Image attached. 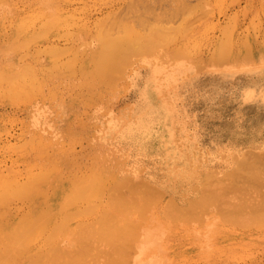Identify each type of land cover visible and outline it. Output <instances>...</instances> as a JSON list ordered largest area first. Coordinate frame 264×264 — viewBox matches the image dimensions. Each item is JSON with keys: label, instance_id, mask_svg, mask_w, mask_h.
Listing matches in <instances>:
<instances>
[{"label": "rangeland", "instance_id": "rangeland-1", "mask_svg": "<svg viewBox=\"0 0 264 264\" xmlns=\"http://www.w3.org/2000/svg\"><path fill=\"white\" fill-rule=\"evenodd\" d=\"M159 28L160 31L161 28L165 29L167 33L165 30L163 32L169 33L172 37L166 38V35L161 34L162 31L158 33L156 30ZM127 30L128 32L133 30L135 34L128 33ZM125 31L130 35L133 34L131 37L140 36L141 39H145V41L142 40L143 42H148L149 40L146 38L153 37L154 41H158L159 44L155 45L151 38L152 46L158 47H152V49L148 47L150 51L152 50L151 52H145L147 49L145 47L142 54L136 49L141 54L138 53L137 57H135L136 51L135 56L129 54L130 61H133L131 65L127 63L129 61L127 53L124 56L125 60L121 59L122 63L127 60V64L121 65H128L129 68L126 66L127 70H124V67L119 64L120 66L117 67L124 70L123 73L121 72L124 75L121 77L116 75L118 80L115 82L114 72L112 75L115 77L108 73L107 77L108 75L112 76L114 82L113 84L110 79L111 84L109 83V85L111 86H108V83L106 85L104 82L106 83L109 77L106 78L107 81L104 75H102V79H99L100 76H97L98 72L95 71L97 67L91 61L93 57L90 56L92 58L89 60L88 54L92 55L98 52L97 50L101 47V36L108 35L111 39L121 38L123 40L126 38L124 37ZM137 33L138 35H136ZM135 38V42L140 40ZM134 40L132 41L134 42ZM138 45L137 43L135 47ZM222 47H224L223 52L220 50ZM246 58H248L247 62L251 59L252 62L247 63ZM116 70L115 67L114 71L116 72ZM117 73H120V70ZM3 74H5L4 77ZM7 74L11 79H4L8 77ZM10 74L13 75V78ZM91 86L92 88H88ZM251 88L256 89L253 92V97L246 94V91L248 94L250 90L253 91ZM260 89L261 92H259ZM263 95L264 0L2 1L0 3V182L19 184L20 181L22 186H27L30 189L34 182L33 179L36 176L38 179L32 184L29 192L30 198L14 194L11 190L16 188L11 189L9 186L4 188L6 194L5 196H3L4 193L2 194L3 200L0 198V214H2L0 221L14 228L17 224L19 226L20 218L21 220L22 217L23 219L28 218L30 210L35 209L38 202L42 204L35 210L37 215L41 207L42 211L47 208L48 201L55 191L60 194L61 200L57 215L51 221L52 227L44 228L43 231H40L41 228L35 229L38 233L44 232L42 235L39 234V238L35 236L40 241L39 243L32 241L34 240L30 236L32 232L29 235L31 238L25 237V242L29 240L33 243L26 242V246H22L24 249L18 246L17 249L16 245L15 248L12 247L13 250L17 249L16 254L12 255L13 260L6 261L8 260L7 256H11L10 254L13 252H10L11 248L9 247L11 246L8 247L10 249L8 250L5 244L11 243L6 242L7 239H0V253L2 249H5L2 250V254L6 250L10 252L9 254L6 251L8 253L6 260L2 261L5 259L4 257L0 261L1 264H5L4 262L7 264H26L27 262L32 264L31 258L26 259L31 256L29 253L40 254L44 251L49 252L50 256V252L54 253V251L47 250V248H51L49 244L52 243L53 247L58 246L57 240L62 239L60 242L64 248L59 246L62 249L67 247L66 251L69 248L72 250H69L70 254L61 250L63 256L59 260L63 261V258L70 255L69 258L75 259L76 262H73L76 264H128L126 262L129 257L131 260L128 261L129 264H173V262L174 264H264V221L261 220L264 219L262 216L264 213L259 212L263 210H258V208L264 207V199L262 195L261 198L258 195L261 192L264 194V181H262L264 177L261 180V175L258 176L259 179L255 174V176L248 175L249 171L243 168V165L241 167L247 172L238 169L241 160L246 159L247 163L248 158L246 157L249 152L255 155V158L252 156L254 159L257 157L258 160V157H261L260 159L264 162ZM149 119L150 121L152 119V128L147 129L145 127ZM31 135L32 137L37 135L38 138L30 139ZM40 137L43 143L37 142ZM29 140H35L33 144L31 143L34 148H30ZM256 153L258 154L256 155ZM37 154L41 157H38ZM249 158L251 157L249 156ZM44 160L46 163L43 162ZM255 161L250 162L254 164ZM103 163L104 165L107 163L106 166ZM251 163L249 164L252 166ZM259 163L261 162L259 161ZM259 163L255 164L259 165ZM93 165L101 166L105 169V173L95 174L91 169ZM262 165L264 163H261L257 168L261 167L263 170ZM46 166L49 170L52 168L50 172H47L49 173L47 177L49 176L48 179L51 178V180H46V183L42 182L44 183L42 184L41 176L43 173L47 174L46 170L48 171ZM253 167L256 169V165ZM30 169H33L32 172ZM239 172L240 174L245 173L243 174L245 177L241 176ZM90 173H93V176ZM246 174L248 178H246ZM87 175H90L87 181L96 178V185L94 182H87L86 186L93 184L94 190L96 187L99 189H96L98 194L94 193V190V194L91 192L92 187L89 191L86 188L90 187L78 188L80 194L79 191H76L78 195L76 198L74 197L76 203H70L72 206H67L63 211L61 209L65 207L63 204L68 205L71 202L68 200L67 203V194L64 197L65 193L71 194L70 190L76 186V182L80 183L83 181V177L84 179L88 177ZM250 176L256 179L253 180ZM129 177L134 178V182L139 179L140 181L144 179L143 181L146 180L150 184L154 182L152 185L155 184L156 188L152 186L149 190L161 189V193L164 192L165 195L160 196L161 193L159 195L155 193L159 190L151 191V194H153L152 192L155 194L153 198L149 193L152 198L149 200L147 190L151 187L150 184L145 186L146 190L143 188L145 183L140 182V184L138 181L135 183L143 186L135 184V189H131L132 181V187H127V189L123 182L129 181L127 180ZM217 179L230 183L233 189L234 187L242 188V186L247 188L244 191L239 189L240 193H236L238 195L243 194L242 192L245 193L244 197L240 196L241 198L236 195L242 202H239L238 198V200L234 199L235 202L237 200L240 203L241 207L243 203L248 204V200L257 198L258 203L253 200L257 204L254 202L250 205L246 204L253 208L249 209L244 206L245 204L243 205L249 210L244 207L237 208L240 206L238 203L236 210L231 208L236 214L237 212L241 214L244 210L246 212L251 210L250 217L247 216L249 218L258 216L257 220L260 219L256 222V218L253 219L254 226L249 227L254 223L251 221L248 223L250 224L248 227H246L247 223L240 222L242 219L234 221L233 217L236 218L238 215L239 218V214L234 215L233 213L232 220L231 215L229 216L232 210L229 211L227 208L225 209L229 211H226L229 218L222 214L221 210L223 209L221 208L226 205L223 206L222 199L219 200L216 196L217 188L214 189V192L212 191L216 194L211 193V195L215 196L214 200L217 197L221 201L219 207L221 210L214 205H218V201H212L209 195V198H205L207 194L204 197V193H210V190L207 191V188L211 186L208 182L211 184L214 182V186ZM17 180L19 181L17 182ZM120 181H123L122 185L125 186L123 191ZM258 181L263 183L260 184ZM100 182H103L104 185ZM111 182L114 183V188L118 183L121 186L120 188L117 186L120 191L116 188L109 190ZM35 185H38L36 187L38 191L33 188ZM98 186L106 187L100 190L101 187ZM261 186H263V190ZM137 187L139 188L137 189ZM225 187L224 185L223 188ZM233 189L229 187V190L233 191ZM144 190L146 191L144 195L148 197V200L143 196ZM247 190H252L253 195H248ZM117 191L137 201L132 200L134 202L132 207L126 204L130 206L128 209L122 205L124 210L122 207H117L118 209L115 207L114 210V206L109 201ZM223 192L225 194V191ZM227 193L231 197V191ZM129 194L130 196H128ZM255 194L257 197H251ZM122 195L120 196L124 199L125 195ZM155 195L160 197L156 198ZM220 195L222 196L223 193L221 192ZM223 197L225 196L223 195ZM243 198L248 200L244 199L245 202ZM153 199L156 200L152 202ZM196 199L200 204L203 203V206L198 203L199 209L193 206ZM190 200L193 201L192 205ZM229 200L233 201V199ZM128 201L130 200L128 199ZM170 201L174 202L173 206L175 208L178 206L179 210L190 205L193 210L189 209V213L181 210L180 212L172 211L173 207ZM262 203L263 205H261ZM234 204L236 205V203ZM179 206L184 207L180 208ZM194 207L197 210H194ZM105 208H110L111 212L113 210L112 213L118 217L116 222L112 221L114 224L119 221L118 225L129 224V222L138 223L136 228L140 225L138 230L133 228L135 232L140 230L142 233L139 237L141 243L139 244L140 241L137 244L134 242L136 245H140L137 246L138 248L136 247L138 250H134V244L129 242L128 237L133 240V236L131 237L128 233L113 232L111 235L116 236L115 238L110 237L111 231L105 230L107 231L106 235L109 234L108 236L103 235L104 231H100L102 235H99L101 226L96 222L101 220V212ZM118 210L119 213L116 212ZM252 211L254 212L252 213ZM254 214L257 216H253ZM61 215L64 216L63 219H67V222L66 219L61 220ZM247 216L243 219H247ZM106 218L103 222L100 221L103 223L101 225L102 228L104 226V229H106V224H108L107 227H111L108 218L104 224ZM141 218L144 219L140 220ZM125 219H129V221ZM226 219L228 220L226 221ZM59 220L65 221V225H60L61 221ZM79 222L83 225L87 224L86 227L79 226L80 228L83 227L87 230L88 226L91 231L79 229V227L77 229L76 224ZM91 222L93 223L91 224ZM234 222L235 224H233ZM57 223L62 228L68 227L69 233L65 230L68 234L64 232L67 227L61 229L63 230L61 232L65 234L61 236L62 239L59 237L62 233H57L60 231L59 228L56 227V233L54 229H51ZM217 224L219 225L217 226ZM93 228L97 233L92 231ZM212 228L214 231H209ZM51 230L54 231L55 236L59 234V238L57 236L55 238L53 235L55 240L48 238L52 242L45 238L49 232L52 233ZM208 231V234H212L211 239L207 238L209 236L204 237L205 232ZM50 234L49 236L52 235ZM123 235L129 236L122 239ZM149 235L152 237V241ZM146 236L149 238L147 239ZM116 239L117 242L114 241ZM121 239L122 242H120ZM113 241L116 242V246L112 244ZM127 241L131 245L127 244ZM1 242H4V248ZM218 243L220 244L218 245ZM123 245L125 248L122 247ZM127 245L132 246L133 249ZM206 245H209L208 248ZM37 246H39V250ZM57 246L56 248L59 247ZM111 246L116 248L112 247L111 249ZM26 247L29 248L25 249ZM41 247L44 250L41 251ZM53 247L52 250L55 248ZM124 249L126 252H123ZM207 249H210V253L207 252L208 255L205 254ZM19 250L22 253L25 252L21 254ZM45 255L43 259L49 257L48 255L45 257ZM35 256H32L33 260ZM37 257L38 254L36 256L38 260ZM51 257L55 258V255ZM56 258L58 259V257ZM43 259L41 264H45L46 259ZM52 261L53 259L51 263L54 264ZM35 263L33 262V264Z\"/></svg>", "mask_w": 264, "mask_h": 264}, {"label": "bare ground", "instance_id": "bare-ground-1", "mask_svg": "<svg viewBox=\"0 0 264 264\" xmlns=\"http://www.w3.org/2000/svg\"><path fill=\"white\" fill-rule=\"evenodd\" d=\"M2 1H4V0H0V3H1ZM163 30H165V29H162V28H161L162 33H161V31H160V28H159L158 30H156V31H157L158 33H161V34L164 35V36L166 35V38H168L169 36H171L169 33H168V34H165V33H167V31L165 30L166 32L164 31V32H165V33H164ZM154 31H155V30H154ZM156 31H155V33H157ZM127 32H128V30H127ZM129 32L132 33L133 30H132V31L129 30ZM129 32H128V33H129ZM128 33H126V31H125L124 37H126V38H124L123 40H122L121 38H120V39H118V38H117V39H113V38L111 39L110 37H108V35H106V36H105V35L101 36V38H100V39H101V40H100V42H101V47H100L99 50H97L98 52H97L96 54L93 53V54H95V55H93V54L90 55L91 53L88 54V55H89V60H90V58L93 57L91 61L94 62V64L96 65V67H97V69H98V70L96 69L95 71L98 72L96 75H97V76H100L99 79L102 77V75H104V77L106 76V77H105V80L107 81L108 77L110 76V75H108V77H107V74L109 73V74L112 75L113 72H114L113 75H115V76H116V75H120V77H121L122 75H124V74H122V73H123L122 71H124V70L126 69L125 67L127 66V68H129L128 65L123 66V65H121V64H127V63H128V64L131 65V62H133V61H130V58H129L130 56H129V54H130L131 56H133V54H134L135 51H136V53H135L136 56H135V54H134V56L137 57V56H138L137 54H138L139 52L142 54V53L145 51V47L147 48L145 52H148V51L151 52V51H152V50L150 51V49H152V47H153V46H152L153 44H152V41H151V38H153V37L146 38V40L148 39L149 41H148V42H147V41H146V42H143V41H145V39H141L140 36H135V35H134L135 37H137L138 39H140L139 41L137 40V41L135 42L134 39H136V38H135V37H131L133 34H135V32H133V34H131V35L128 34ZM126 35H130V36L127 37ZM136 35H138V33H137ZM171 37H172V36H171ZM131 38H132V39H131ZM132 40H134V42H133ZM142 40H143V41H142ZM154 40H155V39L153 38V43H154L155 45H158V44H159L158 41H154ZM140 41H142V42L139 43ZM149 42H150V44H149ZM155 42H157V43H155ZM133 43H134V46H133ZM135 43H136V44H135ZM137 43H138L139 45H138V47H137V46L135 47V45H137ZM145 43H146V45H145ZM140 44H141V45H140ZM142 44H143V45H142ZM149 45H150V46H149ZM155 45H154V47H158V46H155ZM142 46H143V47H142ZM148 47H149L150 49H149ZM154 47H153V48H154ZM139 48H140V49H139ZM223 48H224V47L220 48V50L222 51ZM133 49H134V50H133ZM136 49H138L139 52H138V50H136ZM143 49H144V51H143ZM140 50H141V51H140ZM221 51H220V52H221ZM223 51H224V49H223ZM223 51H222V52H223ZM93 52H94V51H93ZM132 52H133V53H132ZM127 53H128V54H127ZM140 53H139V54H140ZM126 54L128 55V59H129L130 62H129V61L127 62V60H126L127 63H126L125 61H124V63H122V61L125 60V58H126V57H124ZM141 54H140V55H141ZM90 56H92V57H90ZM122 57H123V58H122ZM132 58H133V57H132ZM121 59H123V60H121ZM247 59H248V58L245 59L246 62H247ZM249 59H251V58H249ZM120 60H121V61H120ZM251 60H252V59H251ZM251 60H248L249 62H247V63L250 64V61H251ZM119 61H120V63H118ZM251 62H252V61H251ZM116 63H117L118 65H117ZM119 64H120L122 67H124V70H123L122 68L120 69V67H117V66H120ZM130 65H129V66H130ZM115 67L117 68L116 72L114 71V70H115ZM119 70H120V73H117V71H119ZM126 70H127V69H126ZM27 71H28V69H27ZM27 71L25 70V72H27ZM110 72H111V73H110ZM121 72H122V73H121ZM99 73H100V74H99ZM22 74H24V73H22ZM4 75H5V74H3V77H4ZM10 75H12V74H10ZM24 75H25V74H24ZM113 75H112V76H113ZM7 76H8V77H7V78H4V79H11V78H9V77H10L9 74H7ZM112 76L109 77V80H108L106 83L104 82V84L107 85V83H108V86H111V85H109V83L111 84L110 79L112 80V83H113V84H114L115 81L118 80V79H117L118 76H116V79H114V82H113V77H115V76H113V77H112ZM160 76H161V75H160ZM11 77L13 78V75H12ZM123 77H124V76H123ZM123 77H122V78H123ZM102 78H103V77H102ZM102 78H101V79H102ZM106 78H107V79H106ZM119 79H121V78H119ZM109 81H110V82H109ZM11 83H12V81H11ZM127 83H128V82H127ZM162 87H163V86H162ZM256 87H257V86H256ZM88 88H92V86H91V87H88ZM251 89H252V88H251ZM261 89H263V88H261ZM261 89H260L259 92H261ZM91 90H92V89H91ZM248 90H249V89H248ZM252 90H253V91L250 90L249 94H248V92L246 91V94L249 95V97H253V95H254L253 92L256 91V89H252ZM256 93H257V92H256ZM256 95H257V94H256ZM263 96H264V95H263ZM245 97H246V96H245ZM147 122H148V123L146 124V127H145V128H147V129L152 128V126H151V125H152V119H151V121H150V119L147 120ZM93 135H94V134H93ZM33 137H37V135H36V136H33ZM33 137H32V135H31V136H30V139H33ZM37 138H38V137H37ZM26 141H27V140H26ZM26 141H25V142H26ZM29 141H30V142H29V143H30L29 145H31L30 148H34V147H32V144H33V142H34L35 140H29ZM37 142H38V143H39V142L43 143L41 137H40L39 141H38V139H37ZM37 142H36V144H38ZM26 143H27V142H26ZM31 143H32V144H31ZM44 143H45V142H44ZM34 144H35V143H34ZM38 145H39V144H38ZM26 146H27V145H26ZM26 146H25V147H26ZM35 146H36V145H35ZM41 146H42V145H41ZM55 146H56V145H55ZM37 148H38V147H37ZM39 148H40V147H39ZM46 149H47V148H46ZM46 149H45V150H46ZM31 151H32V150H31ZM40 151H42V150H40ZM46 151H47V150H46ZM42 153H44V152H42ZM45 153H47V152H45ZM243 153H244V152H243ZM262 153H263V152H262ZM49 154H50V153H49ZM108 154H109V153H108ZM257 154H258V153H256V155H257ZM37 155H38V154H37ZM44 155H45V154H44ZM44 155H43V156H44ZM54 155H55V154H54ZM103 155H104V154H103ZM243 155H244V154H243ZM245 155H247V154H245ZM262 155H263V154H262ZM39 156H40V155H38V157H39ZM50 156H51V154H50ZM249 156H250L251 158H249ZM252 156L254 157L255 155H253V153L250 154V152H249V154H248L247 157H246V158H248V159H247V160H248L247 163H246V159H244V161H243V160H241V161L239 160V161L241 162V164H240V166L238 165V167H239L238 169H240V171H242V170H244L243 168H246V169H248L249 172H247L246 169L244 170V172H247L248 175L251 174V176H252V174H253V176L257 175V176H256L257 179H259L258 176L261 175V180H262V177H264V174H261V173H264V171H263L264 169L262 170L261 167H260V169L262 170V171H261L259 168H257V166L259 167V165H260L261 163L263 164L264 162H262V159H260L261 157H260V158L258 157V160H257V157H256V159H254L255 157L253 158ZM259 156H261V155H259ZM40 157H41V156H40ZM91 157H92V156H91ZM91 157H90V158H91ZM93 157H94V156H93ZM93 157H92V158H93ZM97 157H98V156H97ZM100 157H101V156H100ZM221 157H222V156H221ZM225 157H226V156H225ZM237 157H238V156H237ZM47 158H48V157H47ZM101 158H102V157H101ZM235 158H236V157H235ZM97 159H98V158H97ZM113 159H114V158H113ZM259 159H260V160H259ZM263 159H264V158H263ZM90 160H91V159H90ZM94 160H95V158H94ZM101 160H102V159H101ZM253 160H256V161L254 162V164H255V163H259V161L261 162V163H259V165H258V164H255V165H256L255 168H256L257 170L254 169V167L252 168V166H255L254 164H252V163H253V162H252ZM91 161H92V160H91ZM108 161H109V160H108ZM250 161H251L252 163H251ZM38 162H39V161H38ZM43 162H45V160H44ZM99 162H100V161H99ZM242 162H243V163H242ZM35 163H36V162H35ZM41 163H42V162H41ZM45 163H46V162H45ZM97 163H98V162H97ZM238 163H239V162H238ZM245 163H246L248 166H247V165L245 166ZM249 163H251L252 166H251ZM37 164H38V163H37ZM53 164H54V162H53ZM91 164H92V162H91ZM91 164H90V165H91ZM106 164H107V163H106ZM106 164L104 165V163H103L104 166H106ZM99 165H100V164H99ZM242 165L244 166L243 168L241 167ZM51 166H52V165H51ZM111 166H112V165H111ZM250 166H251V167H250ZM49 167H50V166H49ZM52 167H53V166H52ZM240 167H241L242 169H241ZM247 167H248V168H247ZM262 167L264 168V165H262ZM30 168H31V167H30ZM42 168H43V167H42ZM46 168H47V166H46ZM50 168H51V167H50ZM114 168H115V166H114ZM235 168H237V166H235ZM12 169H13V168H12ZM47 169H48V168H47ZM91 169H93V172H94L95 174H101V173H103L104 170H105V169L101 168V166H100V167H98V166L96 167V166H94V165H93V167H92ZM109 169H110V168H109ZM30 170H31V172H32L33 169H30ZM38 170H40V169H38ZM45 170H46V169H45ZM50 170H52V168H51ZM50 170H49V169H48V171L46 170V173H47V172H50ZM106 170H107V169H106ZM116 170H117V169H116ZM26 171H27V170H26ZM34 171H35V170H34ZM41 171H42V170H41ZM41 171H40V173H42ZM121 171H122V170H121ZM217 171H218V170H217ZM12 172H13V171H12ZM12 172H10V173H12ZM31 172H30V173H31ZM38 172H39V171H38ZM112 172H113V171H112ZM242 172H243V171H242ZM242 172H241V173H242ZM250 172H251V173H250ZM256 172H258V173H256ZM260 172H261V173H260ZM0 173H1V172H0ZM14 173H15V172H14ZM73 173H74V172H73ZM104 173H105V172H104ZM114 173H115V172H114ZM114 173H113V174H114ZM124 173H125V172H124ZM172 173H173V172H172ZM6 174H7V173H6ZM8 174H9V173H8ZM16 174H17V173H16ZM44 174H45V173H43V175L41 174V175H42V176H41V180H42L41 183H42V182H45V183H46V180L49 181V179L51 180V178L48 179L49 176L47 177V175H49V173L45 174L46 179H45V177H44ZM50 174H51V173H50ZM74 174H75V173H74ZM90 174H91V173H90ZM92 174H93V173H92ZM92 174H91V175H92ZM111 174H112V173H111ZM120 174H121V173H120ZM122 174H123V173H122ZM122 174H121V175H122ZM219 174H220V172H219ZM239 174H240V172H239ZM243 174H245V173H242V174H240V175L242 176ZM254 174H255V175H254ZM11 175H12V174H11ZM14 175H15V174H14ZM20 175H22V174H20ZM28 175H29V173H28ZM30 175H32V173H31ZM63 175H64V173H63ZM116 175H118V174H116ZM179 175H180V174H179ZM183 175H184V174H183ZM246 175H247V174H246ZM248 175H247L246 178H248ZM262 175H263V176H262ZM22 176H25V175H22ZM52 176H53V175H52ZM87 176H88V177H85L86 181H84L85 179H84V177H83V178H82L83 181H81V182L78 183V184H77V182H76V186L73 185V186H75V187H74L72 190H70V191H71V192H70L71 194H69V193L67 192V190H66L67 193H65L64 197H65L66 194H67V196H66L67 203H68V200H70L71 202H69L68 205L63 204V205L65 206V207H62V208H61L63 211H64V208H66L67 206H72L70 203H73V204L76 203V202H74V200H76L75 198L78 196V195L76 194V191H79V194H80V189L77 190L78 188H82V187H83V188H84V187H90V188H86V189L89 191V189H91V187H92L93 189H91V190H92L91 192L93 193V190H94L93 184H91V185L89 184L90 186H89V185L86 186V184H87V182H88V183L94 182V184L96 185V182H95L96 178H94L95 180L90 179V181H87V179L90 178V177H89L90 175H87ZM92 176H93V175H92ZM95 176H97V175H95ZM95 176H94V177H95ZM124 176H125V175H124ZM136 176L138 177V175H136ZM154 176H155V175H154ZM181 176H182V175H181ZM209 176H210V175H209ZM215 176H216V175H215ZM243 176L245 177V175H243ZM251 176H250V177H251ZM15 177H17V176H15ZM63 177H64V176H63ZM105 177H106V176H105ZM210 177H211V176H210ZM210 177H209V178H210ZM21 178H23V177H21ZM25 178H26V177H25ZM30 178H31V177H30ZM54 178H55V176H54ZM113 178H114V177H113ZM132 178H133V177H132ZM211 178L213 179L214 177H211ZM217 178H218V177H217ZM251 178H252V177H251ZM251 178H249V179H251ZM254 178H255V177H254ZM254 178H252V179L255 180L256 178H255V179H254ZM5 179H6V178H5ZM23 179H24V178H23ZM37 179H38V178H37V176H36V178L33 179V181L35 182V180L37 181ZM98 179H99V178H98ZM108 179H109V178H108ZM126 179H127V178H125V180H126ZM130 179H131V177H129V178L127 179V180L130 181V184H129V185H128V182H129V181L126 180V181H127L126 183L122 181V182L126 185V188H127V187H128V188H129V187L131 188L132 185H133V187L131 188V189H133L134 186H135V184H137L138 181H139V183H140V182H142V183L144 182V183H145V185H144L143 188L147 190L146 187L150 184V183H148L146 180L143 181L144 179L141 180V181H140V179H139L138 181L135 179V180H136L135 182H137V183H135V182L133 181L134 178L131 179V180H130ZM172 179H173V178H172ZM214 179H215V178H214ZM218 179H219V178H218ZM218 179H217V181H216V184L214 185L215 187L213 186L214 182H213L212 184H211V182H208L211 186H209V184H208L209 187L206 185V186L208 187V188H207L208 190H207L206 188H205V189H206L207 191L210 190V191H209L210 193H208V192L204 193V197H205V195L207 194L205 198H207L208 195H209V196L212 198V201H213V200L215 199V196L213 195L214 197H212L211 193H212V194H216V192H215V193H213V192H214V189L217 188V189H216V191H217L216 196L219 198V200H220V198H221V199H222V202L219 201V200L217 199V197H216V200H214V202L218 201L219 204H218V205H217V204H214V203H213V204L216 205V206L218 207V209H219L221 203L223 204V206H224V204H225L227 207L225 206V207L223 208V207L221 206V207H222L221 209H223V210H225V211H223V210H221V209H219V210H221L222 214H224V216H225L226 218H229V216L231 215L230 218L232 219V217H233V213H234V215H237V214L240 213V212H239V213L237 212V214H236V213L234 212V210H236L235 208H236L238 205H240V203H239V202L241 201L240 198H241L242 196L244 197V194H245L244 192H242L243 194L238 195V194L240 193L239 189H241L242 191H244V190H246L247 188L244 187V186H242V188L244 187L243 189H242L241 187L238 188V189H237V187H234V189H233V187L231 186L230 183H225L224 180H222L223 182H222L221 180L218 181ZM222 179H223V178H222ZM242 179H244V178L242 177ZM30 180H31V179H30ZM43 180H45V181H43ZM79 180H81V179H79ZM207 180H209V179H207ZM18 181H19V180H17V182H18ZM25 181H26V179H25ZM71 181H73V180H71ZM132 181H133V183H132ZM262 181H264V179H263ZM262 181H258V182H260V184H261V183H263ZM22 182H23V181H22ZM22 182H21V183H22ZM27 182H28V180H27ZM31 182H32V181H31ZM34 182H33V183H34ZM78 182H79V181H78ZM108 182H109V181H108ZM113 182H114V181H113ZM113 182H111V184L113 185V186H112V185H111V186H112L113 188H112L111 186H109L108 189L110 190V189H115V188H116V189H118V190L120 191L119 188H120L121 186L117 183L116 185L119 186V188H117V186L114 188V186H115L114 183H116V182H114V183H113ZM118 182H119V181H118ZM120 182H121V181H120ZM122 182H121V185L123 184ZM146 182H147V183H146ZM149 182H151V181H149ZM206 182H207V181H206ZM219 182H220V184H221V187H220V188H219V186H220ZM248 182H249V180H248ZM250 182L252 183V181H250ZM33 183H32V184H33ZM47 183H48V182H47ZM100 183H101V182H100ZM102 183H103V182H102ZM102 183H101V184H102ZM105 183H106V182H105ZM131 183H132V185H131ZM144 183H143V184H144ZM152 183H154V182H152ZM152 183L150 184L151 187H149L148 190H149L150 188H152V186H153ZM224 183H225V184H224ZM256 183H257V182H256ZM32 184H31V188H32ZM42 184H44V183H42ZM73 184H74V182H73ZM140 184H141V183H140ZM140 184H139V185H140ZM161 184H162V183H161ZM217 184H218V185H217ZM227 184H228V185H227ZM229 184H230V185H229ZM103 185H104V183H103ZM103 185H101V186H103ZM127 185H128V186H127ZM137 185H138V184H137ZM139 185H138V186H139ZM224 185L226 186L225 188H223ZM252 185H254V184H252ZM6 186H7V187L9 186L11 189H12V188H16V189L11 190V191H12L14 194H19V195H20L19 197L22 196V197H25V198H30V194H29V192H30V189H31V188L29 189V187H27V186H22V185L20 184V181H19V184L15 183V182L1 181V182H0V196H1L0 198H1V200H3L2 198H3V196H5V194H6L5 191H4V188H6ZM33 186H34V185H33ZM37 186H38V185H35V187H33V188L37 189V188H36ZM101 186H98V187H101ZM106 186H107V185H106ZM106 186H105V187H106ZM141 186H143V185H140V187H141ZM145 186H146V187H145ZM156 186H157V185H156ZM182 186H183V184H182ZM202 186H203V184H202ZM212 186H213V187H212ZM228 186L231 187V189H233V191H232V190H229V187H228ZM69 187H70V186H69ZM69 187H68V188H69ZM105 187H103V188H105ZM110 187H111V188H110ZM124 187H125V186L122 185V188H123V189L121 188L122 191L124 190ZM135 187H136V186H135ZM153 187H155V184H154ZM162 187H163V186H162ZM197 187H198V185H197ZM200 187H201V186H200ZM262 187H263V186H261V189L263 190L264 187H263V188H262ZM103 188L101 187L100 190H101V189L103 190ZM128 188H127V189H128ZM138 188H139V187H137V189H138ZM155 188H156V187H155ZM155 188H154V189H155ZM164 188H165V187H164ZM203 188H204V187H203ZM222 188H223V189H222ZM245 188H246V189H245ZM28 189H29V190H28ZM96 189H98V188L96 187ZM96 189L94 190V191H95L94 193H96V191L99 190V189H98V190H96ZM131 189H129V190L132 191ZM134 189H135V188H134ZM193 189H194V186H193ZM205 189H204V190H205ZM212 189H213V190H212ZM220 189H221V190H220ZM224 189H225V190H224ZM226 189H227L228 191H227ZM129 190H128V191H129ZM148 190H147L148 195H149V193H150L151 191L159 190V191L155 192V193H157L158 195H159V194L161 193V191H162L161 189H155V190L152 189L151 191H150V190L148 191ZM201 190H202V189H201ZM222 190L225 191V194H226L227 196L224 194V192H223ZM234 190H238V191H234ZM37 191H38V189H37ZM122 191H121V192H122ZM212 191H213V192H212ZM230 191H231V193H232V194H231V197H232V198H231L230 196H228L229 194L227 193V192H230ZM247 191H248V190H247ZM251 191H252V190H249V191H248L249 194H248L246 191H245V192H246L248 195H251V194H252ZM263 191H264V190H263ZM39 192H40V190H39ZM52 192H53V191H52ZM73 192H75V193H73ZM218 192H219L220 194H221V192H222L223 195H224L225 197H223V195L221 196ZM237 192H238V194H236ZM254 192H255V191L253 190V193H254ZM257 192H258V191H257ZM259 192H261V190H259ZM3 193H4V194H3ZM40 193H41V192H40ZM77 193H78V192H77ZM94 193H93V194H94ZM145 193H146V191L144 190L143 196L146 197V195H144ZM152 193H153V194L150 193V195L154 198L153 195H154L155 193H154V192H152ZM233 193H234V194H233ZM2 194H3V196H2ZM68 194H69V195H68ZM96 194H98V193H96ZM113 194H115V193H113ZM113 194H112V195H113ZM117 194H118V195H117ZM119 194L122 195L121 193H119V192L117 191L116 195H114L113 198L110 197V201H109V202H110V204H111L112 206H114V210H115V207H116V208H117V207H122V208H123V207L125 206V209H128V207H130V206L132 207V206H133V204H134V202H135L136 199L133 198V199H134V200H133L132 198H129V197H127L125 194H123V195H125V198H124V199L127 201V202H126V201L123 199V197H121ZM163 194H164V192H162V193L160 194V196L163 195ZM247 194H246V195H247ZM112 195H111V196H112ZM123 195H122V196H123ZM150 195H149V200H150V198H151ZM164 195H165V194H164ZM218 195H219V196H218ZM233 195H234V197H233ZM236 195H238V197H240V196H241V197L238 198ZM252 195H253V194H252ZM256 195H257V194H255V196H251V197H257ZM258 195H260V196H259L260 198H261V195H262V198L264 199V196H263L264 194H263L262 192H261L260 194H258ZM83 196H84V195H83ZM128 196H130V194H129ZM160 196H158V197H160ZM74 197H75V198H74ZM140 197H141V196H140ZM155 197H156V195H155ZM158 197H156V198H158ZM204 197L202 196L203 199H204ZM226 197H228L229 199H233V201L227 199ZM37 198H38V197H37ZM126 198H128L130 201H128V199H126ZM163 198H164V197H163ZM169 198H170V197H169ZM202 198H201V199H202ZM208 198H209V197H208ZM213 198H214V199H213ZM235 198H236V199L238 198V199H239V202H237L238 199H237L236 202H235V201H234ZM249 198H250V197L248 196V199H249ZM146 199L148 200V197H146ZM146 199H145V200H146ZM151 199H152V198H151ZM244 199H245L246 201L248 200V199H246V198H243V200H244ZM60 200H61V196H60V194H59L58 192L55 191V193L53 194V196L51 197V199H49V201H48V205L46 204V205H47V208H44V210L42 211V207H41V208L38 210V212H37L38 215H37V214L35 213V210H36L38 207H40V205L42 204V203L38 202V205L35 207V209L32 208V209L30 210V213H29V215H28V218L25 217V218L23 219V217H22V220H21V218H20L21 221L19 220V222H20L19 226H18V224H17L14 228L10 227L11 225H8V224L4 223L3 221H0V232H1V233H0V234H1V235H0V239H7V240H5L6 242H10L12 245L14 244L13 246H12L11 244H5L6 247H7V249L10 250L9 248H11L10 252H13V253L10 254V252H8V251L6 250V251L11 255V256L8 255V256H7L8 260H6V255H7L8 253H6V251H5L4 253H6V254H5V255H4V253L2 254V250H3V251L5 250V249H2V250H1V253H0V255H1V256H0V257H1L0 261H1L2 259H4V257H5V259L2 260V261H5V260H6V261H10V260L13 258L12 255H13V254H14V255L16 254V250L18 249V247H19V248H23V247L26 246V242H27V243H28V242L30 243L31 241H29V240H27V241L25 242V239H26V238H27L32 232H33V233L30 235V236L32 237V239H34V240H32V241H33V242L38 241L37 239H38L39 236H40L39 234L42 235L44 232H40V233H38L37 231H35V229L38 230L39 228H41V229H40V231H41L42 229L44 230V228L52 227V226H51V221H53V220L55 219L56 215H57V209H58V205H59ZM132 200H133L134 202H133ZM147 200H146V201H147ZM154 200H156V199H153L152 202H153ZM174 200H175V199H174ZM192 200H193V199H192ZM224 200H225V201H224ZM245 200H244V201H245ZM251 200H252V199H251ZM251 200H248L249 202H248V204H247V203H246V204H247V205H250V203L252 204V202H254V201H257V203H258L257 198H255V199L253 198L254 201H253V200L251 201ZM260 200H261V199H260ZM260 200H259V202H261ZM64 201H65V200H64ZM131 201H132V202H131ZM136 201H137V200H136ZM188 201H189V200H188ZM190 201H191V200H190ZM228 201H231V202L229 203ZM246 201H245V202H246ZM250 201H251V202H250ZM262 201H263V200H262ZM194 202H195V203L193 204V201H191V205L193 204V206H195L196 208H198L199 205H200V206H203V203L201 202V204H200L199 200H197V199L194 200ZM220 202H221V203H220ZM227 202H228V203H227ZM241 202H242V201H241ZM65 203H66V202H65ZM67 203H66V204H67ZM129 203H130V204H129ZM170 203H171V206L174 208V209L172 208V211L180 212V210H181L182 212L184 211V212H186V213H189V211H190L191 209L193 210V207L191 208V205H190V206H186L187 208H185V209H180V210H179V209L177 208L178 206H176V208H175V206H173L174 202H171V201H170ZM189 203H190V202H189ZM198 203H199V205H198ZM234 203H236V205H235ZM237 203H238V205H237ZM254 203H256V202H254ZM257 203H256V204H257ZM263 203H264V202H263ZM263 203H262L261 205H263ZM69 204H70V205H69ZM126 204H128V205H130V206H128V205H126ZM131 204H132V205H131ZM175 204H176V202H175ZM196 204H197V206H196ZM228 204H229V207H228ZM241 204H242V203H241ZM244 204H245V203H243V205H244ZM246 204L244 205L245 207L247 206ZM256 204H253V205H256ZM46 205H45V206H46ZM111 205H110V207H112ZM122 205H124V206H122ZM176 205H177V204H176ZM232 205H233V206H232ZM243 205H242V207H244ZM259 205H260V204H259ZM126 206H127V207H126ZM200 206H199V208H200ZM231 206H232V207H231ZM234 206H235V207H234ZM263 206H264V205H263ZM263 206H261V207H263ZM59 207H60V206H59ZM179 207H180V206H179ZM183 207H184V206H182V207H180V208H183ZM188 207H189V208H188ZM195 207H194V210H197ZM233 207H234V208H233ZM242 207H241V205H240V206H238L237 208H242ZM245 207H244V208H245ZM250 207H251V206H250ZM250 207L247 206V208H249V209H250ZM257 207H258V206H257ZM257 207H256V208H257ZM259 207H260V206H259ZM261 207H260V208H261ZM68 208H69V207H68ZM122 208H121V209H122ZM199 208H198V209H199ZM225 208L229 209V211L232 210V209H234V210L230 211V212H232V213L229 214V216H228L227 212H229V211H227ZM231 208H232V209H231ZM247 208H245V209H246V210H249V209H247ZM251 208H253V206H252ZM263 208H264V207H263ZM263 208H262V209H259V208H258V210H263V211H264ZM105 209H106V208H105ZM105 209H104V211L102 210L103 213L101 212V220L97 219V220H99V221L96 222V223H98V225H99V223H100L99 226H101L100 229H99V232H98V233H100V231H101V232L104 231L103 235L108 236V235L110 234V237L113 235V232H115V233H116V232H118V233H120V232L128 233L129 235H131V237L133 236V237H132L133 240L131 239L132 241H131V240L129 239V237H128L129 242H130L131 244H132V243L134 244V245L132 244L134 250H138L137 248H138L140 245H136V244L140 241L139 237L141 236L142 233L140 232V230H139V232H137V230H138L137 228H138L140 225H138V227L136 228V225H137L138 223L135 224L136 222H133V223H130V222H129V224H123V225H122V224H121V225L119 224V225H120V226H119V225L117 224L119 221H118L116 224H114V222H112V221L114 220V221L116 222V220H118V217L115 216V215L112 213V212H114L113 210H112V212L110 211V208H108V209H106V210H108V211L111 212V213H106V212H108V211H106ZM117 209H118V208H117ZM121 209H119V210L121 211ZM175 209H177V210H175ZM189 209H190V210H189ZM3 210H4V209H3ZM62 210H60V212H62ZM119 210L116 211V212L119 213ZM123 210H124V208H123ZM123 210H122V211H123ZM237 210H238V209H237ZM239 210H240V209H239ZM241 210H242V209H241ZM243 210H244V209H243ZM246 210L243 211L244 214H243V213L239 214V218H238V215H237L236 218H235V216H234L233 219H234V221H236V219H237L238 221L242 219L240 222L243 221V223H247V224H246V225H247L246 227H248V225H250V224H248V223L254 222L253 219H255L256 217H255V218H252V217L249 218V217H250V211H251V210H250L249 212H248V211L246 212ZM105 211H106V212H105ZM226 211H227V212H226ZM256 211H257V210H256ZM256 211H255V212H256ZM263 211H259V212L264 213ZM6 212H7V211H6ZM60 212H59V213H60ZM104 212H105V213H104ZM194 212H195V211H194ZM197 212H198V211H197ZM224 212H226V213H224ZM245 212H246V213H245ZM253 212H254V211H252V213H253ZM3 213H5V211H3ZM7 213H8V212H7ZM191 213H192V211H191ZM252 213H251V214H252ZM261 213H260V217H261ZM5 214H6V213H5ZM63 214H65V213H63ZM102 214H103V215H102ZM111 214H113V215H111ZM115 214H116V213H115ZM121 214H122V212H121ZM204 214H205V213H204ZM225 214H226L227 216H226ZM258 214H259V213H258ZM0 215H2V214H0ZM25 215H26V213H25ZM117 215H118V214H117ZM151 215H152V214H151ZM247 215H248L249 217H248ZM23 216H24V215H23ZM61 216H62V215H61ZM114 216H115V217H114ZM149 216H150V215H149ZM204 216H205V215H204ZM242 216H243V217H242ZM246 216H247V219H243V218H245ZM253 216H257V215L254 214ZM262 216H264V215H262ZM63 217H64V216H62V219H61L62 221L66 219V218L63 219ZM106 217L108 218V222H109V220H110V222H111V227H110V226L107 227L108 224H106V221H107V218H106ZM116 217H117V219H116ZM143 217H144V216H143ZM260 217H259V218H260ZM60 218H61V217H60ZM105 218H106V220H105V223H104V224L107 225V226H105L106 229H104V226H103V228H102V225H101V224H103L102 222H103V220H104ZM147 218H149V217H147ZM147 218H145V219H147ZM203 218H205V217H203ZM257 218H258V216H257ZM257 218H256L255 222L260 220V219L257 220ZM261 218H262V217H261ZM69 219H70V218H69ZM142 219H144V218H141L140 220H142ZM233 219H232V220H233ZM61 220H59V221H61ZM70 220H71V219H70ZM70 220H69V221H70ZM125 220H126V219H125ZM127 220L129 221V219H127ZM127 220H126V221H127ZM138 220H139V219H138ZM227 220H228V219H226V221H227ZM232 220H230V222H232ZM244 220H245V221H244ZM261 220L264 221V219H261ZM62 221L59 222V224L62 225V226H64L65 223L67 222V219L65 220L66 222H65V221L62 222ZM100 221H102V222H100ZM126 221H125V223H126ZM130 221H131V220H130ZM147 221H148V219H147ZM147 221H145V222H147ZM250 221H251V222H250ZM56 222H57V220H56ZM108 222H107V223H108ZM131 222H132V221H131ZM141 222H142V221H141ZM255 222L253 223V225L251 224L249 227L254 226ZM61 223H64V224H61ZM92 223H93V222H91V224H92ZM112 223H113V224H112ZM59 224H58V223H57V224H54V225H53V228H51V229H52V230L54 229V231H55V233H56V232H57V228H59L58 230H60V231L57 232V233L61 234V233H62L61 231H63V230H61V229H64V228H66L67 226L64 227V228H62V226H60ZM78 224H80V225H78ZM84 224H85V223H84ZM91 224H90V225H91ZM109 224H110V223H109ZM139 224H140V223H139ZM147 224H148V223H147ZM155 224H156V223H155ZM233 224H235V222H234ZM236 224H237V223H236ZM239 224H240V223H239ZM76 225H77V227H76V226H75V227L78 229V227H79V226L81 227L83 224H81V222H79V223H77ZM86 225H87V224H86ZM86 225H83V227H84V226L86 227ZM88 225H89V224H88ZM114 225H115V226H114ZM142 225H143V224H142ZM145 225H146V223H145ZM218 225H219V224H217V226H218ZM240 225H241V224H240ZM259 225H260V224H259ZM99 226H98V227H99ZM113 226H114V227H113ZM242 226H243V225H242ZM56 227H57V228H56ZM80 227H79V229H82V228H83V227H82V228H80ZM91 227H92V225H91ZM94 227H95V222H94ZM98 227H96V228H98ZM214 227H216V226H214ZM101 228H102L103 230H102ZM133 228L137 229L136 232L134 231L135 229H133ZM141 228H142V226L140 227V229H141ZM216 228H217V227H216ZM216 228H215V230H216ZM261 228H262V227H261ZM67 229H68V227H67L66 229H64V232H65L66 234L69 233V231H67ZM77 229L74 228V230H77ZM83 229L86 230V228H83ZM89 229H90V228H89ZM89 229H88V226H87V230H86V231H88ZM218 229H219V228H218ZM218 229H217V230H218ZM43 230H42V231H43ZM52 230H51V232H52L51 234H52V235L50 234V232H49L50 230H49V231H48L49 233L47 234L48 236H47V235H46V237L44 236L48 241H51V242H52V240H50V239H48V238H52V239H53L54 236H55V233H54V231H52ZM65 230H66L68 233H67ZM105 230L111 231L112 233L110 232L108 235H106V232H107V231H105ZM221 230L223 231V229H221ZM221 230H220V231H221ZM81 231H82V230H81ZM89 231H91V230H89ZM92 231H96V230L93 228ZM209 231H211V232L214 231V228L210 229ZM209 231H208V232H205V236H204V237L209 236V237H207V238H210V236H211L212 234H211V235L208 234ZM34 232H35V235H33ZM60 232H61V233H60ZM77 232H78V230H77ZM134 232H135V233H134ZM96 233H97V231H96ZM115 233H114V234H115ZM118 233H117V234H118ZM138 233H140V234H138ZM198 233H199V232H198ZM214 233H215V232H213V234H214ZM221 233H222V232H221ZM223 233H224V232H223ZM223 233H222V234H223ZM49 234H50L51 236H53V235H54V236L51 237V236H49ZM59 234H57L56 236L58 237ZM111 234H112V235H111ZM120 234H121V233H120ZM120 234H118V235H120ZM199 234H200V233H199ZM207 234H208V235H207ZM215 234H216V233H215ZM217 234H218V233H217ZM63 235H65V234L62 233V235L59 236L60 239H62L61 236H63ZM99 235H102V234L100 233ZM129 235H126V236H129ZM200 235H201V234H200ZM30 236H29V237H30ZM35 236H37L38 238H35ZM56 236H55V238H57ZM123 236H124V235H123ZM126 236L122 237V239H123V238H127ZM149 236H150V235H149ZM213 236H215V235H213ZM213 236H212V237H213ZM219 236H220V234H219ZM25 237H26V238H25ZM31 237H30V238H31ZM59 237H58V238H59ZM112 237H115V238H116V236H112ZM199 237H200V236H199ZM201 237H202V236H201ZM30 238H29V239H30ZM40 238H41V237H40ZM42 238H43V237H42ZM45 238H43V239H45ZM146 238L148 239L149 237L146 236ZM150 238H151V241H152V237H151V236H150ZM218 238H219V237H218ZM220 238H221V237H220ZM9 239H10V240H9ZM43 239H42V240H43ZM119 239H120V238H119ZM122 239H121L120 242H122ZM195 239H196V238H195ZM199 239L202 240V238H199ZM210 239H211V238H210ZM210 239L208 240L209 242H210ZM215 239H216V238H215ZM8 240H9V241H8ZM30 240H31V239H30ZM53 240H55V239H53ZM62 240H63V239H62ZM62 240H60V241H62ZM153 240H154V239H153ZM220 240H221V239H220ZM23 241H24V242H23ZM57 241L59 242L58 246H59V245L62 246L61 242H60L59 240H57ZM114 241L117 242V239L114 240ZM114 241L112 242V244L116 246V244H115L116 242H114ZM118 241H119V240H118ZM123 241L126 242V240H123ZM198 241H200V240H198ZM6 242H5V243H6ZM33 242H31V243H33ZM39 242H40V241H38V243H39ZM129 242L127 241V244H128ZM134 242H136V244H135ZM201 242H202V241H201ZM1 243L3 244V248H4V246H5V245H4V242H1ZM23 243H24L25 245H22ZM31 243H30V244H31ZM36 243H37V242H36ZM36 243H35V244H36ZM64 243H66V242L64 241ZM130 243H129V245H131ZM140 243H141V241L139 242V244H140ZM206 243H207V242H206ZM2 244H1V245H2ZM51 244H52V243H51ZM51 244H49V246H51V248H52L53 246H52ZM199 244H200V243H199ZM212 244H213V243H212ZM219 244H220V243H218V245H219ZM15 245H16V246H15ZM20 245H21V247H20ZM27 245H28V244H27ZM124 245H125V244H124ZM124 245H123L122 247L125 248ZM129 245H127V246H129ZM203 245H204V244H203ZM9 246H11V247H9ZM14 246L17 248V249H14L15 251L13 250V248H15ZM17 246H18V247H17ZM22 246H23V247H22ZM45 246H46V248H47V244H46ZM45 246H44V247H45ZM56 246H57V245H56ZM56 246H54L55 248L53 247L54 250H52L50 247L47 248L48 251H54V253H53V252H52V253L50 252V256H54V255H55V258H54V257H51V258L53 259L52 262H54V264H63V263H64V264H66V263H67V264H69V263H70V264H73L74 262H76L75 259L72 260L71 258H69L70 255H68V254H70V253H68V252H69V250H72L71 248L67 249V251H66L65 249H66L67 247H66L65 249H62L63 246H62V247H61V246H59V247L57 246L58 248L61 247L60 249H58V248H56ZM115 246H111V249H112V247H115ZM137 246H138V247H137ZM206 246H207V245H206ZM208 246H209V245H208ZM208 246H207V248H208ZM210 246H211V245H210ZM228 246H229V245H228ZM8 247H9V248H8ZM12 247H13V248H12ZM38 247H39V246H37V249L39 250ZM122 247H121V248H122ZM129 247L132 248V246H129ZM136 247H137V248H136ZM215 247H216V246H215ZM28 248H29V247H26L25 249H28ZM41 248H42V249H40L41 251L44 250L43 247H41ZM63 248H64V247H63ZM115 248H116V247H115ZM126 248H127V247H126ZM133 248H132V249H133ZM135 248H136V249H135ZM209 248H210V247H209ZM216 248H218V246H217ZM0 249H1V246H0ZM23 249H24V248H23ZM23 249H22V251H23ZM122 249H123V248H122ZM127 249H128V248H127ZM213 249H215V248H213ZM38 250H36V251H38ZM55 250H58L60 254L58 253V251L56 252ZM61 250H62L63 252H67V253H68V254H67L68 256H67V255H64V256H67V257L63 258V259H62L63 261H60V260H59V259L63 256V252H62ZM167 250H168V249H167ZM167 250H166V251H167ZM209 250H210V249H207L206 252H205V254H207V252H209ZM224 250H225V249H224ZM20 251H21V250H19V252H20ZM22 251L20 252L21 254H23V253L25 252V251H24V252L22 253ZM45 251H46V249H45ZM60 251H61V252H60ZM124 251H125V249L123 250V252H124ZM220 251H221V250H220ZM220 251H219V252H220ZM17 252H18V251H17ZM85 252L87 253V251H85ZM105 252H106V251H105ZM107 252H108V250H107ZM120 252H121V250H120ZM125 252H126V251H125ZM171 252H172V251H171ZM173 252H174V251H173ZM211 252H212V251H211ZM43 253H44V254H43ZM45 253H47V252L42 251V253H40V254L37 253V252H35V253L33 254V252H32V253H29V255L31 254V256H30V257H27L26 259H28V258L30 259V258H31V260H32L34 263H35V262H36V263H40V262H42L41 260L44 258L43 256L45 255ZM48 253H49V252H48ZM48 253L45 255V257H48V256H49ZM134 253H135V252H134ZM174 253H175V252H174ZM209 253H210V252H209ZM209 253H208V254H209ZM37 254H38V257H37L38 260L36 259ZM65 254H66V253H65ZM124 254H125V253H124ZM128 254H129V252H128ZM131 254H132V251H131ZM170 254H171V253H170ZM208 254H207V255H208ZM3 255H4V256H3ZM29 255H28V256H29ZM33 255H34V256L36 255V256L34 257V258H35L34 260H36V261H34V260L32 259V256H33ZM47 255H48V256H47ZM56 255H57V256H56ZM60 255H61V256H60ZM108 255H110V254H108ZM108 255H107V257H108ZM132 255H133V254H132ZM173 255H174V254H173ZM207 255H206V256H207ZM40 256H42V257L40 258ZM50 256H49L48 258H45L46 260L43 259V260H45V261H44L45 264H47L48 261H50L48 264L51 263V260H52V259L50 258ZM105 256H106V254H105ZM123 256H125V255H123ZM178 256H179V255H178ZM2 257H3V258H2ZM9 257H11V258H9ZM56 257H58V259H57ZM126 257H127V256H126ZM126 257H125V259H124L125 261H126ZM173 257H174V256H173ZM67 258H68V259H67ZM108 258H109V257H108ZM127 258H128V257H127ZM131 258H132V256H131ZM171 258H172V257H171ZM205 258L207 259V257H205ZM26 259H25V260H26ZM39 259H40V260H39ZM48 259H49V260H48ZM56 259L58 260V262L56 261ZM70 259H71V261H70ZM151 259H152V258H151ZM176 259H177V258H176ZM176 259H174V260H176ZM12 260H13V259H12ZM54 260H55V261H54ZM67 260H68V261H67ZM129 260H130V257L127 259V262H126V263L129 264V262H128ZM171 260H173V259H171ZM32 261H31V262H32ZM59 261H60V262H59ZM65 261H67V262H65ZM73 261H74V262H73ZM130 261H131V260H130ZM176 261H177V260H176ZM29 262H30V261H29ZM33 262H32V264H33ZM71 262H72V263H71ZM1 263H2V262H0V264H1ZM4 263L7 264V262H4ZM36 263H35V264H36ZM26 264H31V263H28V262H27ZM40 264H41V263H40ZM51 264H53V263H51ZM74 264H76V263H74ZM160 264H161V263H160ZM169 264H171V263H169ZM173 264H174V262H173Z\"/></svg>", "mask_w": 264, "mask_h": 264}]
</instances>
